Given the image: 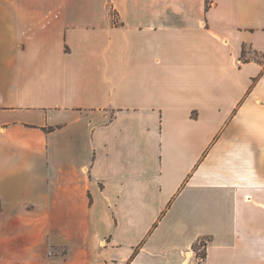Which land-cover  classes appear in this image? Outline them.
<instances>
[{"label":"crops","instance_id":"crops-1","mask_svg":"<svg viewBox=\"0 0 264 264\" xmlns=\"http://www.w3.org/2000/svg\"><path fill=\"white\" fill-rule=\"evenodd\" d=\"M258 54L264 0H0V264H264Z\"/></svg>","mask_w":264,"mask_h":264},{"label":"rangeland","instance_id":"rangeland-1","mask_svg":"<svg viewBox=\"0 0 264 264\" xmlns=\"http://www.w3.org/2000/svg\"><path fill=\"white\" fill-rule=\"evenodd\" d=\"M254 56H256V55H254ZM258 56H259V58L264 62V55H260V54H258Z\"/></svg>","mask_w":264,"mask_h":264},{"label":"trees","instance_id":"trees-1","mask_svg":"<svg viewBox=\"0 0 264 264\" xmlns=\"http://www.w3.org/2000/svg\"><path fill=\"white\" fill-rule=\"evenodd\" d=\"M199 255H200V254H199ZM201 256L204 257V256H205V253H202Z\"/></svg>","mask_w":264,"mask_h":264}]
</instances>
